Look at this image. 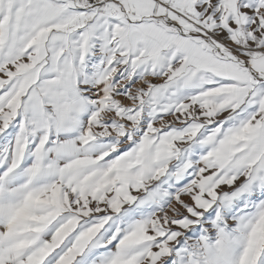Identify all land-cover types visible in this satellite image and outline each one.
I'll return each mask as SVG.
<instances>
[{
  "label": "snow or ice",
  "instance_id": "6c2138e0",
  "mask_svg": "<svg viewBox=\"0 0 264 264\" xmlns=\"http://www.w3.org/2000/svg\"><path fill=\"white\" fill-rule=\"evenodd\" d=\"M0 264H264V0H0Z\"/></svg>",
  "mask_w": 264,
  "mask_h": 264
}]
</instances>
